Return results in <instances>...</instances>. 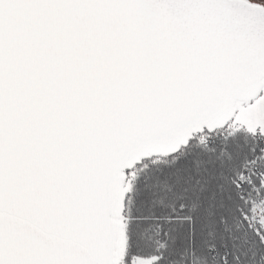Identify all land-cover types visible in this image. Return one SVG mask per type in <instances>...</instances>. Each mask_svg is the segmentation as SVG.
Here are the masks:
<instances>
[{
	"label": "snow or ice",
	"instance_id": "obj_1",
	"mask_svg": "<svg viewBox=\"0 0 264 264\" xmlns=\"http://www.w3.org/2000/svg\"><path fill=\"white\" fill-rule=\"evenodd\" d=\"M0 264H264V0H0Z\"/></svg>",
	"mask_w": 264,
	"mask_h": 264
}]
</instances>
